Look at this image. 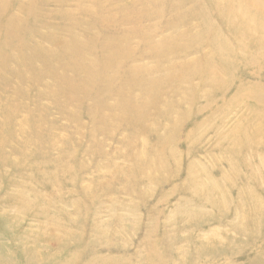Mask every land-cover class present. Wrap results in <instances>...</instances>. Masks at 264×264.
<instances>
[{
  "label": "rangeland",
  "instance_id": "1",
  "mask_svg": "<svg viewBox=\"0 0 264 264\" xmlns=\"http://www.w3.org/2000/svg\"><path fill=\"white\" fill-rule=\"evenodd\" d=\"M0 264H264V0H0Z\"/></svg>",
  "mask_w": 264,
  "mask_h": 264
},
{
  "label": "bare ground",
  "instance_id": "2",
  "mask_svg": "<svg viewBox=\"0 0 264 264\" xmlns=\"http://www.w3.org/2000/svg\"><path fill=\"white\" fill-rule=\"evenodd\" d=\"M84 51H80V50H71V49H67L64 52L61 53V57L62 58H67V59H75V58H80L83 54ZM192 70H196L197 69V65H193L191 67Z\"/></svg>",
  "mask_w": 264,
  "mask_h": 264
}]
</instances>
